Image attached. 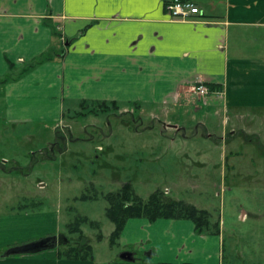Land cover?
Returning <instances> with one entry per match:
<instances>
[{
    "label": "crops",
    "instance_id": "1",
    "mask_svg": "<svg viewBox=\"0 0 264 264\" xmlns=\"http://www.w3.org/2000/svg\"><path fill=\"white\" fill-rule=\"evenodd\" d=\"M192 1L200 14L181 20L168 16L165 0H0L6 120L58 119L65 98L159 108L166 119L192 107L209 137L212 117L220 118L227 146L239 126L264 119V0ZM197 81L216 87L196 98ZM165 124L162 132L186 136L179 120ZM118 243L132 261L59 258L57 249L2 257L8 243L0 264H238L225 262L220 223L218 234H198L188 219L129 218Z\"/></svg>",
    "mask_w": 264,
    "mask_h": 264
},
{
    "label": "rangeland",
    "instance_id": "2",
    "mask_svg": "<svg viewBox=\"0 0 264 264\" xmlns=\"http://www.w3.org/2000/svg\"><path fill=\"white\" fill-rule=\"evenodd\" d=\"M83 102L65 98L55 120L12 122L5 118L0 95V249L58 233L74 240L78 234L68 232L66 224L80 214L100 224L101 239L97 229L81 225L96 260L117 257L123 247L109 243L113 223L103 196L129 183L143 199L159 189L207 209L211 221L220 223L225 262L264 264L263 118L239 126L223 148L220 118L212 117L215 134L209 137L198 124L201 112L192 107L166 119L159 108L141 113L133 103L118 102L117 109L108 104L105 111L90 112ZM177 120L186 136L161 131ZM84 193L98 197L84 200ZM40 212V222L20 220ZM9 215L13 218L7 221Z\"/></svg>",
    "mask_w": 264,
    "mask_h": 264
},
{
    "label": "trees",
    "instance_id": "3",
    "mask_svg": "<svg viewBox=\"0 0 264 264\" xmlns=\"http://www.w3.org/2000/svg\"><path fill=\"white\" fill-rule=\"evenodd\" d=\"M49 57L45 55L42 60H47ZM30 66L26 67L25 72ZM7 77L3 79L6 81ZM212 90L216 86L213 84L208 85ZM81 103L83 109L86 111H105L111 104L113 109H117L118 102L112 101H88L83 100ZM88 103V104H86ZM134 104V103H133ZM89 105V106H87ZM91 107L90 109H88ZM96 193L82 194L81 199H94L97 198ZM107 201L105 214L107 218L113 223V229L109 235L110 245L115 244L123 230L126 221L129 218H146L148 221L153 222L159 218L168 219H188L194 224L195 232L198 234H218L219 221H211V213L205 208H198L192 203L186 202L181 199H176L166 195L164 191L159 189L153 191L147 199L139 196L129 183L121 186L117 192H108L103 196ZM89 225V227L97 229V239L102 238L100 224L98 221L90 220L84 215L78 214L73 221L66 224L67 230L70 233H77L78 236L74 240L68 238L67 243L61 244L56 247L57 256L59 258L67 259H93V248L81 230V225Z\"/></svg>",
    "mask_w": 264,
    "mask_h": 264
},
{
    "label": "water",
    "instance_id": "4",
    "mask_svg": "<svg viewBox=\"0 0 264 264\" xmlns=\"http://www.w3.org/2000/svg\"><path fill=\"white\" fill-rule=\"evenodd\" d=\"M67 241L68 238L65 234L59 233V235H49L37 240L10 246L3 251L1 256L8 257L12 255L35 254L44 250L54 249L61 244L67 243ZM119 258L126 261L133 260L132 253L130 251L121 252L119 254Z\"/></svg>",
    "mask_w": 264,
    "mask_h": 264
},
{
    "label": "built area",
    "instance_id": "5",
    "mask_svg": "<svg viewBox=\"0 0 264 264\" xmlns=\"http://www.w3.org/2000/svg\"><path fill=\"white\" fill-rule=\"evenodd\" d=\"M165 10L171 19L189 20L200 14V9L192 0H165ZM199 97L207 96L211 90L202 81H197L193 85Z\"/></svg>",
    "mask_w": 264,
    "mask_h": 264
},
{
    "label": "flooded vegetation",
    "instance_id": "6",
    "mask_svg": "<svg viewBox=\"0 0 264 264\" xmlns=\"http://www.w3.org/2000/svg\"><path fill=\"white\" fill-rule=\"evenodd\" d=\"M57 235H59V233Z\"/></svg>",
    "mask_w": 264,
    "mask_h": 264
}]
</instances>
